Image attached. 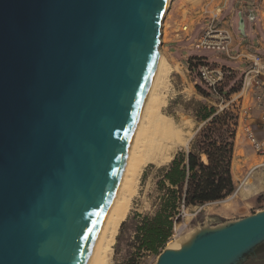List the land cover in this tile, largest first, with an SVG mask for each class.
Returning <instances> with one entry per match:
<instances>
[{
  "label": "water",
  "instance_id": "water-1",
  "mask_svg": "<svg viewBox=\"0 0 264 264\" xmlns=\"http://www.w3.org/2000/svg\"><path fill=\"white\" fill-rule=\"evenodd\" d=\"M167 7L0 0V264H87L155 74ZM238 30L245 35L241 13ZM262 242L264 211L202 229L156 264H236Z\"/></svg>",
  "mask_w": 264,
  "mask_h": 264
},
{
  "label": "trees",
  "instance_id": "trees-1",
  "mask_svg": "<svg viewBox=\"0 0 264 264\" xmlns=\"http://www.w3.org/2000/svg\"><path fill=\"white\" fill-rule=\"evenodd\" d=\"M202 63L208 62L192 57L189 70L195 72ZM222 69L226 77L217 93L198 85L196 90L204 100L193 99L186 105L198 126L188 146L167 165L151 164L145 171L143 182L154 171V189L148 197L149 210L135 214L134 251L124 264H140L147 256L161 255L187 209L223 201L236 191L233 164L240 119L239 109L231 101L242 90V77L238 80L236 71ZM227 82H233L228 91Z\"/></svg>",
  "mask_w": 264,
  "mask_h": 264
},
{
  "label": "rangeland",
  "instance_id": "rangeland-1",
  "mask_svg": "<svg viewBox=\"0 0 264 264\" xmlns=\"http://www.w3.org/2000/svg\"><path fill=\"white\" fill-rule=\"evenodd\" d=\"M235 0H230L231 7L234 5ZM205 0H169L167 5L166 12L170 9L172 6L171 3L175 4V10L173 12V22L176 26L180 24V18L182 15L187 12L191 11L192 9L202 10V7H204ZM221 7L216 6V8ZM230 6H228L225 11L223 12L221 18L225 19L229 22L230 30L235 32L238 37L244 38L241 36L240 32L238 31L239 26V15L237 14V11H233V17L232 13L230 11ZM248 11H246V14ZM166 14V13H165ZM164 14V15H165ZM221 24H223L221 22ZM249 26H251L249 24ZM202 26L198 27V30L192 34V40L189 42L184 43H173L174 48L172 50H164L162 41L158 47V54L163 55L167 63L170 66V75L168 78L167 85H169L168 91H167V98L166 103L164 106L165 114H167L169 117L175 121L176 126H178V129L184 131L185 137L187 138V143H183V145L179 146L173 151V155L175 156L176 153L184 149V147L188 146L190 141L194 138L193 136L196 134L198 126L197 123L192 119L191 117V110L185 109L186 105L188 106L190 100H204L200 95H198V92L196 90V86L200 85L201 82L198 78L197 72H191L188 73L185 71V68L187 64L185 63L186 60L182 54V50L185 53L187 45H189L188 50H192L193 48L190 47L192 44L195 43L197 40L196 37H198V33ZM244 40V39H243ZM202 52L204 54H207L211 60H217L220 62H224L225 64L229 66H234L235 63H231L224 54L219 52H211V51H204V50H192V53ZM234 62V61H232ZM225 67V66H224ZM185 71V72H184ZM242 77V73L237 74V79L239 80ZM233 82H227L225 85L227 86V91L230 89ZM170 87V88H169ZM242 91V90H241ZM166 108V109H165ZM183 123V124H182ZM190 123V124H189ZM189 127H188V125ZM191 125V127H190ZM189 130V131H188ZM188 136H187V135ZM235 159H234V171H235V180H236V186L237 189L241 187V190L239 193L236 194V191L233 195L228 197L226 200L218 202V204H204L200 207H194L187 209L183 216V222L179 224L175 231L174 235L172 236L171 241H176L178 244L173 250H180L186 243L190 242L194 236L202 231V229L209 228L207 226H204V213L207 210H214L215 208H218V206L224 205L228 203L231 200H234L238 194H244L247 191L249 193H258L256 197L257 205L255 206L256 209H260L262 207V203L264 202V185L260 182V178L264 175L263 170H259V173H252L249 174L245 180L242 182V177L244 176V172L246 170H250V168L255 165L258 161L257 153L254 151V149L248 144L247 140L244 137H240L237 140V146L235 150ZM172 157L174 158V156ZM167 163H169L167 161ZM167 163L160 165L164 166L167 165ZM157 167H160L158 164H154ZM151 165H148L143 170L142 177L140 179L138 190L134 196L132 207L129 210L128 214L122 221L117 235H116V242L114 245V251H113V257H112V264H124L125 261L129 258L130 254L133 253L132 245H133V234H134V220H135V214L138 213H145L149 210L148 205V197L152 193V190L154 189V183H153V177H154V171L151 170L149 172V176L146 178V180L143 182V176L145 174V171L148 169V167ZM251 173V172H250ZM254 187L251 190H249L250 187ZM260 212V211H257ZM126 222V225L122 227V224ZM222 226V225H219ZM216 226V227H219ZM180 231V232H178ZM176 232L180 233L179 236L175 237ZM169 242V244H170ZM168 246L165 248V250H169ZM160 256V255H159ZM159 256H147L143 258L140 262V264H156Z\"/></svg>",
  "mask_w": 264,
  "mask_h": 264
},
{
  "label": "bare ground",
  "instance_id": "bare-ground-1",
  "mask_svg": "<svg viewBox=\"0 0 264 264\" xmlns=\"http://www.w3.org/2000/svg\"><path fill=\"white\" fill-rule=\"evenodd\" d=\"M154 72L131 138L117 190L102 221L87 264H112L115 238L122 221L132 207L143 170L151 164L160 166L167 161L170 162L173 159V151L187 143L184 131L178 129L175 121L164 111L169 86L167 82L171 71L163 55L158 54ZM260 182L264 185V176L260 178ZM241 187L237 189L236 194ZM177 244L176 241H171L168 249L174 248Z\"/></svg>",
  "mask_w": 264,
  "mask_h": 264
},
{
  "label": "crops",
  "instance_id": "crops-1",
  "mask_svg": "<svg viewBox=\"0 0 264 264\" xmlns=\"http://www.w3.org/2000/svg\"><path fill=\"white\" fill-rule=\"evenodd\" d=\"M171 5L172 6L170 7V9L167 12H165L166 13L165 15H163V18L161 21L162 26H161L160 39L162 41L163 49L165 51L172 50V48H174L173 43H179V44L184 43V42L187 43L190 40H192L191 35L194 34V32L198 30L199 26H202V28L200 29L197 35L199 36L201 31L206 26V21L201 15L196 16V18L193 17L198 7H196V9L194 10L192 9L191 11L185 12L180 18V21H179L180 24L176 26L172 19L173 12L175 10V4L171 3ZM220 5L222 7L221 8L222 11L220 12L219 21L223 23L224 28H227L230 30L229 22L221 18L223 12L228 6H230L231 8L230 11L232 13V17H233V11L234 12L237 11L238 12L237 14L239 15L241 13L243 16V19L245 20V35L243 36L244 40L238 37L237 34L235 32L233 33V31L231 30L232 35L234 37L233 42H232L234 50L239 52V51H243V49L245 48L246 50L248 49L254 53L260 54L264 60V0H235L234 5L232 7L230 4V0H214L213 5H212L213 10L216 12V9H218V7L216 8V6H220ZM246 11H248L247 14H246ZM250 11H253L255 15V19H254L255 21H251L248 19ZM188 21L191 24L192 32L187 35L186 33H183L182 35H180V37H178L176 35V32L180 29V26L182 24H185ZM249 24L251 26H249ZM190 47L193 48V44ZM184 48L186 49V52L184 53L182 50V54L186 60L185 63L187 64L185 71H187L188 73H191V71L189 70V61L192 57L205 58V60L212 65L216 64L219 67L225 66L230 69L232 68L234 70H237L239 73H242L245 71L244 70L245 66H243L240 61L238 62L231 61V63L233 64L235 63V65L229 66L225 64L224 62H220L217 60H211L207 54H204L202 52L192 53V50L194 48L192 50H188L189 45H187L186 47L184 46ZM261 96H262V99L260 100V102H258L254 94L252 93V91H249V90L241 91L239 93L232 95V102L236 103L239 109V113H240L239 114L240 124H239L238 132H237V140L240 137H244L250 146L251 144L249 143L247 137L244 135L243 127L245 124L250 123L253 125L256 135H258L260 138L263 137L259 117H260V113L262 109L264 108V91L261 92ZM237 140H236V146H237ZM235 150H236V147H235ZM257 157H258L257 163L253 165L250 168V170L248 169L246 170V172H244V176L242 177V182L245 180V178L249 174L251 175L254 172L257 174L259 173V170L264 171V167L262 166V164H264V157L258 154H257ZM233 168H234V164H233ZM233 173H234V179H235L236 178L235 171H233ZM252 188L254 187L251 186L249 190H251ZM257 195L258 193H249L247 191L244 194H238L234 200H231L224 205L218 206V208H215L214 210H207L203 215L204 226H207L210 229L219 228L216 226L225 225L227 223L235 222L237 220H241L243 218L252 216L253 214L257 213V209L255 207L257 205V202H256ZM218 202H221V201H218ZM218 202L211 203V204H218Z\"/></svg>",
  "mask_w": 264,
  "mask_h": 264
},
{
  "label": "built area",
  "instance_id": "built-area-1",
  "mask_svg": "<svg viewBox=\"0 0 264 264\" xmlns=\"http://www.w3.org/2000/svg\"><path fill=\"white\" fill-rule=\"evenodd\" d=\"M213 2L214 0H205V5L202 7V10H196L193 15L195 18L196 16L201 15L206 21V26L197 37L193 47L195 50L216 51L222 53L229 61H240L241 64L245 66V71L242 72V91H252L256 100L260 102L262 99L261 92L264 91L263 57L260 54L254 53L248 49L246 50L245 48L243 51L239 52L234 50L232 44L234 37L231 30L224 28L223 24L219 21L222 7L216 9L215 12L212 8ZM191 32L192 27L188 21L180 26L176 35L180 37L183 33H186L187 35ZM196 71L201 84L208 88L213 94L217 93L218 86L226 77L225 70L215 64L202 63L198 66ZM234 71L239 73L237 70ZM259 119L263 137L260 138L256 135L253 125L250 123L244 125L243 132L254 151L258 155L264 157V108L260 113ZM262 166L264 167V164H262ZM257 211H264V202L262 203V207ZM178 232H176L175 237L179 236L180 233Z\"/></svg>",
  "mask_w": 264,
  "mask_h": 264
},
{
  "label": "flooded vegetation",
  "instance_id": "flooded-vegetation-1",
  "mask_svg": "<svg viewBox=\"0 0 264 264\" xmlns=\"http://www.w3.org/2000/svg\"><path fill=\"white\" fill-rule=\"evenodd\" d=\"M236 264H264V242L255 246L245 254Z\"/></svg>",
  "mask_w": 264,
  "mask_h": 264
}]
</instances>
